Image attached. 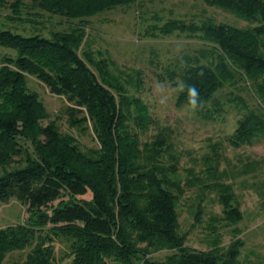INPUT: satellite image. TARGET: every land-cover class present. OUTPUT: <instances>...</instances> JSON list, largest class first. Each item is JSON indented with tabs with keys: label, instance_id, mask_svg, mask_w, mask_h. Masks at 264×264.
<instances>
[{
	"label": "trees",
	"instance_id": "trees-1",
	"mask_svg": "<svg viewBox=\"0 0 264 264\" xmlns=\"http://www.w3.org/2000/svg\"><path fill=\"white\" fill-rule=\"evenodd\" d=\"M136 1L33 0L76 22L49 37L0 28V46L15 51L0 64V202L15 198L25 208L23 222L0 228V264H55L56 240L68 243L69 264H264L241 261L244 242L237 236L227 246L214 238L208 250L185 244L177 206L186 189L199 191L195 223L201 221L206 191H215L222 205V215L212 221L242 219L232 186L224 182L225 170H219L220 159L207 158L204 178L191 168L180 175L164 130L140 140L153 121L146 105L129 94L124 83L130 76L122 81L105 60L82 50L86 18ZM203 1L252 25L166 21L160 33L197 35L206 43L182 55L167 75L194 85L201 106L211 102L216 108L219 89L244 83L255 105L239 100L245 112L228 139L235 147L251 144L264 136V0ZM14 5L20 20V2ZM28 76L66 99L69 127L91 128L97 146L83 148L73 134L60 130L57 117L51 119L39 94L29 89ZM184 104L186 93L179 91L176 105ZM242 168V173L254 170V161ZM161 250L171 252L162 260L148 256ZM17 251L25 252L20 262L8 258Z\"/></svg>",
	"mask_w": 264,
	"mask_h": 264
},
{
	"label": "rangeland",
	"instance_id": "rangeland-1",
	"mask_svg": "<svg viewBox=\"0 0 264 264\" xmlns=\"http://www.w3.org/2000/svg\"><path fill=\"white\" fill-rule=\"evenodd\" d=\"M18 1L21 5L18 13L20 20L13 12ZM5 2L6 6H0V28L13 32L26 35L40 33L49 37L51 31H67L76 22L33 4V0ZM175 18L197 23L212 19L216 23L242 28L252 25L230 12L206 5L203 0H137L86 18V43H82V50L88 48L95 60H105L122 81L128 76L132 78L129 82V77L124 84H128L129 94L146 105L153 121L146 132L140 133V140H150L158 130H164L169 135L170 150L178 158L180 175L185 177L191 168L196 177L204 178L201 170L207 158L218 156L220 159L219 170H225L224 182L232 186L242 219L235 224L212 221V216L222 215V205L215 191H206L201 203V221L195 223L192 216L199 191L197 187L186 189L177 206L185 244L208 250L214 238L220 241L221 246H227L238 237L244 242L239 256L241 261L264 263V136L239 147L233 146L228 139L236 128L237 120L245 112L239 100L251 107L255 105L254 97L244 83L226 84L214 94L213 101L219 103L217 108L211 102L195 111L188 104L177 106L176 86L180 79L178 76L171 79L166 71L178 67L182 55H192L206 43L197 35L178 31L160 33L161 26ZM82 50L79 49V53ZM14 54V50L0 46V64L4 55ZM28 79L29 89L39 94L50 118L57 117L61 131L73 134L83 148L97 146L92 139L91 128L81 131L69 127L65 114L68 102L63 96L50 92L36 77L28 76ZM249 161H254L255 169L242 173V164ZM24 209L15 198L0 202V228L23 222ZM170 252L161 250L148 256L162 260ZM54 256L55 264H69L71 256L66 241L54 242ZM24 257L25 252L19 251L8 256L16 262Z\"/></svg>",
	"mask_w": 264,
	"mask_h": 264
},
{
	"label": "clouds",
	"instance_id": "clouds-1",
	"mask_svg": "<svg viewBox=\"0 0 264 264\" xmlns=\"http://www.w3.org/2000/svg\"><path fill=\"white\" fill-rule=\"evenodd\" d=\"M177 91H184L187 97V104L192 111H195L198 107L202 105L200 100L199 90L191 84H185L184 81H180L177 86ZM161 90L158 85V91Z\"/></svg>",
	"mask_w": 264,
	"mask_h": 264
}]
</instances>
